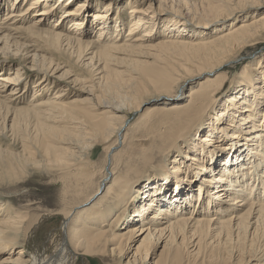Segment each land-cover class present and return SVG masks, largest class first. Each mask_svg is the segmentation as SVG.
<instances>
[{"label": "bare ground", "instance_id": "bare-ground-1", "mask_svg": "<svg viewBox=\"0 0 264 264\" xmlns=\"http://www.w3.org/2000/svg\"><path fill=\"white\" fill-rule=\"evenodd\" d=\"M184 1L188 14L175 0H135L124 34L108 21L109 13L86 19L66 11L65 0H30L27 6L14 0L10 7V0H0V141L9 139L19 149L0 145V183L36 170L58 171L82 192L96 185L88 202L105 189L95 213L79 227V206L64 207L61 240L51 247L49 259L41 254L44 244L33 250L28 246L36 236L32 231L27 238L29 226L39 216L9 211L0 201V264H77L80 258L93 264L89 257L94 256L124 257L128 264L264 260V111L257 113L247 102L248 92H238L245 104L228 103L215 117L220 124L229 114L224 129L232 133L220 129L228 142L222 146L235 151L224 155L210 149L196 170L175 157L179 183L162 198L164 204L154 202L166 190L164 184L144 203L134 194L133 179L128 182L134 166L118 168L122 156L155 157L157 150L178 146L198 131L227 82L224 68L244 47L264 39V11L259 12L264 0H193L196 9ZM246 10L252 17H237L244 19L214 36L192 29ZM57 15L52 24L49 19ZM67 21L70 25H63ZM87 23L97 30L96 38L85 31ZM257 61L260 65L261 58ZM262 74L264 79V67ZM242 78L249 74L245 71ZM190 83V93L181 99ZM251 85L257 88L256 82ZM210 133L202 140H212ZM125 141L124 154L120 146ZM147 144H156L148 154ZM100 149L105 152L102 171L85 173ZM136 198L128 223L117 228L119 213L108 223L112 210L120 212Z\"/></svg>", "mask_w": 264, "mask_h": 264}, {"label": "rangeland", "instance_id": "rangeland-1", "mask_svg": "<svg viewBox=\"0 0 264 264\" xmlns=\"http://www.w3.org/2000/svg\"><path fill=\"white\" fill-rule=\"evenodd\" d=\"M13 1L14 0H10L8 7L11 6ZM22 1H24V5L26 6L30 2V0H22ZM51 2L60 3L61 0H51ZM134 2L135 0H65V4H66L65 7H66V11L71 12L75 10L81 14L79 16L84 15V18L86 19H91L93 17L94 19L99 18L95 16L98 13L102 15V17L100 18L104 19L103 17L104 13H109L110 15L108 17V21L112 24H115L116 22V24L119 25V29H122V32L125 34L130 24L129 23L130 15L128 11L131 9L132 5L137 4ZM175 2L178 6H180L184 14H188L189 11L191 10L187 7V5L185 7L184 0H175ZM188 2H189L188 4H190V6L193 7V9H196L193 0H188ZM79 5H82V7H80ZM250 11L251 10H246L243 12L240 11V13H238L236 16H233L229 19H224L222 21L220 20L218 22L216 21L214 23L209 22L208 24L210 25L206 27L194 26L192 29L198 30V32L200 31L202 36L203 35L214 36L217 32L222 33L227 28L230 29L232 25L239 24L242 21V19H244V18L237 19V17H241L243 15H246L248 17L246 19L252 17L250 16L252 13ZM263 11L264 10H260L259 12H263ZM3 13H5V11H2V15ZM57 19H58V15L51 17L49 21L52 22V24H54L57 22ZM157 21L159 23L160 20ZM63 25L69 26L70 22L68 21L64 22ZM85 31L89 33L91 37L94 38H96L98 35L97 30H95V28L93 30V28L88 23H87V28H85ZM155 31L158 32L157 30ZM112 33H114V31H112ZM256 51H259V54L255 55L254 52ZM239 54L240 57L236 60V62H233L231 66H226L224 68L227 82L224 86L223 91L218 96L217 102L215 104H212L214 105V107L209 111V113L205 115L203 120L199 123L200 128L198 131L196 130L193 131L190 137L186 140H183L178 146L177 145L169 146L165 151L157 150L155 157H153L152 155H147V156L142 155L140 157L139 156L140 153L133 157L122 156L121 163L118 165V168L120 169L125 165L134 166L130 173V179L128 182H131V180L133 179L132 180L134 185L133 189L137 190V193L134 194L138 196L140 201H143L145 203L148 202L149 198L154 199L155 194L161 192L160 189H156V188L164 184L162 189L164 188L166 190H162L161 195L163 196L161 195L158 196L156 198L157 200L154 201L164 204L165 200L162 198L166 197L167 195L169 197L170 194L168 193V191L171 192L173 189L176 188L177 184L175 185V183H179V180L177 178L178 175L173 170V166L175 164L173 161L175 157H178L177 160L181 159V161H185V162L188 161L186 165L189 166L187 167L196 170L198 165L202 164V157L203 158L209 157V154H207L206 152L210 149L213 152H220L221 154L225 152L224 155L227 152L235 151L230 147L222 146L228 142H224L223 134L220 132V129L222 131H225L227 134L232 133L231 130L229 131L224 129L226 127V121H225L227 118L226 116L229 114L227 115L225 114L224 119L220 122V124H217L218 121L217 118L215 117L217 116L218 111L224 109L226 104L228 103L232 105L237 104V102L238 104L240 103L245 104V102H243L244 99L240 100V97H243V95L241 96L238 95L239 94L238 92L241 91L240 94L242 93L245 94V92H248L249 94L245 96L247 102L252 103L251 105H253V108H255L257 113L258 111H262L263 114L264 79L262 78L263 77L262 68L264 67V39L261 42L259 41L258 44L255 43L252 46L244 47L239 52ZM242 57L247 58V60H245L243 63L239 62V60ZM259 58H261L260 65H258L259 61H257ZM238 62L240 64H238ZM234 65H236V67ZM245 71L246 73L249 74L248 79L242 78V75L245 74ZM199 79L195 80V82L192 83H195L196 85ZM32 82L30 85H32ZM253 82L257 83L256 85L257 88L255 90L253 85H251ZM192 83L188 84L184 88L183 93L180 94V96L184 94L181 97V99L185 98L184 96L186 93L187 94L190 93ZM32 90L33 89L30 88V94ZM232 97L236 98L234 100V103H232V100H230V98ZM30 98L31 96L28 93L26 99L29 100ZM208 131H210L211 133ZM209 133L212 136V140L211 139H208L206 141L202 140ZM1 141H0V145L2 147L4 148L6 147L9 149L11 148V150H15L16 152L19 150L18 145H16V143H14L13 141L10 142L9 139H4V138ZM128 142L125 141L120 146L121 147L120 149L123 150L124 154L126 152L124 151L125 148L129 145ZM11 144L12 146H10ZM136 145L133 147V149L137 148ZM197 145H201L202 149L200 146L197 147ZM194 146H196L198 152L197 149H194ZM155 147L156 144H151V145L147 144L146 146H144V148H148L147 154L151 152L152 149H155ZM169 149L171 150V153L165 156L167 150ZM186 152L188 153V155L185 157ZM148 156L149 159L147 160ZM199 158L200 161L198 160ZM93 160H94L93 161L94 167H88V168L85 167L84 168L85 173L89 174L93 169L99 173L102 171L105 162V152L100 149V151H98L97 155L93 158ZM169 170H171V172H169ZM223 170L226 171V175L230 176V174H227L229 169L228 170L223 169ZM187 175L190 176V174ZM75 177L78 178V176ZM200 178H201V174H198V178H197L198 182L200 181ZM222 183L226 185L228 184V182L225 181H222ZM237 184H239V182H237ZM129 186L130 183L128 187ZM195 187L198 189L197 185ZM95 190H96V185L94 184L90 187L89 186L85 187L84 191L82 192L79 188L74 186V182L72 179L70 180L69 178H66L65 174L58 173V171L47 172V171L36 170L28 174L26 177H23L12 183H6V182L0 183V197L4 199L0 201L4 202L9 206V211H11L10 209L14 208L15 211L18 210V212L21 214L23 213L25 215L28 214L31 217L35 216L36 217L35 219H37V217L39 216L38 222L33 221L32 224L29 226V228L30 227L32 228L29 230L27 238L29 236H31L32 238L33 232H35L36 236L34 239L30 241V244L28 246L31 250H33L37 245L40 246L44 244V247H42L43 249L41 251V254H43L45 257H47V259H49V257L51 256V247L55 245L57 246V244H59L61 240L60 230L63 223V219L65 218L63 215L64 212H62L64 210V207L66 208L67 206H70V208L72 209L76 206H79L78 210H76L78 214V219H80L76 227H79L80 224L83 223V221H85L87 218H90L92 216L93 212L95 213L96 210L94 206L100 203L99 199L103 197V195L105 194V189L101 190L100 191L101 194L97 200H90L88 202V200H86L87 196ZM255 190L256 188H254L253 191ZM145 192H149L150 194L148 193L149 196L147 195L148 197L144 200V198H141V196H143ZM138 198H136L135 200H130V202L127 203V206L123 209L124 211L122 210L118 212L119 211L118 208L112 210L108 215V223L111 222L112 218L115 216L116 213H119L121 215V220L117 222L118 224L117 228H119L123 224L128 223L130 221V215L132 213L133 204L137 203ZM183 207L186 208V206ZM188 209L190 210L191 208ZM151 212L152 211L148 212L149 215L151 214ZM47 214H50L49 217L47 218V221L42 222L41 218L43 217V215H47ZM137 245L135 247H137ZM18 247L22 248L24 246L22 244L19 245ZM131 255H134V251L131 253ZM89 258L91 259L93 264H128V259L124 257L121 258L117 257V259L111 257L112 258L111 259L106 256H94ZM134 258L135 257H133V259ZM83 260H84L83 258H80L77 264L88 263L87 261H83ZM147 261L149 262V258L146 260V262ZM139 264H144V262H141ZM251 264H264V260L263 261L253 260Z\"/></svg>", "mask_w": 264, "mask_h": 264}]
</instances>
